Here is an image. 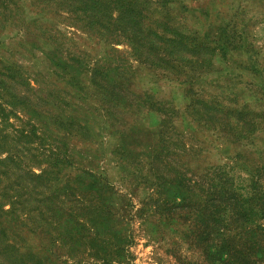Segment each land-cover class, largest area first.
Segmentation results:
<instances>
[{
    "label": "trees",
    "instance_id": "trees-1",
    "mask_svg": "<svg viewBox=\"0 0 264 264\" xmlns=\"http://www.w3.org/2000/svg\"><path fill=\"white\" fill-rule=\"evenodd\" d=\"M167 2L0 0L1 23L52 47L43 95L36 90L38 75L0 56V264H130L133 221L147 240L173 253L177 239L207 264H264V164L239 159L244 178L218 165L188 169L187 159L198 149L186 146L170 124L180 114L197 135L221 137L230 130L229 143H238L246 129L263 124L246 105L226 107L220 94L185 90L189 103L180 111L163 110L142 93L137 99L162 119L156 127L120 132L112 150L117 186L99 162L69 145L71 138L95 139L90 124L72 114L82 101L95 104L91 111L111 127L113 109L122 112L127 101L142 106L121 85L124 72H132L128 58L168 78L184 75L188 62L204 69L214 51L224 57L235 47L228 26L218 27V34L175 28ZM62 14L70 23L64 25L85 34L100 55L66 48ZM117 44L129 48L124 58L116 55ZM30 238L37 244L28 246Z\"/></svg>",
    "mask_w": 264,
    "mask_h": 264
},
{
    "label": "rangeland",
    "instance_id": "rangeland-1",
    "mask_svg": "<svg viewBox=\"0 0 264 264\" xmlns=\"http://www.w3.org/2000/svg\"><path fill=\"white\" fill-rule=\"evenodd\" d=\"M263 2L264 0H168L165 8L172 14L168 18L172 26L182 30L194 29L198 32L207 30L210 34H215V30L218 34V27L228 26V33L233 35L235 47H230L229 53L224 57L220 56L218 50L214 51L209 57V66L204 69H192L189 67L191 62H188L182 71L185 72L184 75L166 74L168 78L163 77L161 70L146 64L138 65L128 58L132 72H124L126 79L121 83L123 87L133 92V95L128 97L139 102L137 98L141 97L142 93H147L159 103L158 108L164 110L169 107L180 111L190 100V93L185 90H191L194 94L214 96L220 94L221 104L232 108L240 104L246 105L249 110L261 117L260 121L264 124ZM153 5L158 10L161 8L158 4ZM66 16L65 14L61 16L63 25L70 24ZM0 26H3L0 27V56L19 65L21 72L38 75V80L41 82L36 90L43 95V84L52 73L47 58L52 49L51 44L23 32H16V28L7 22L0 21ZM60 28L64 29L65 38L68 39L64 40L66 48L72 50L75 46L90 55L96 50L98 55L102 53V49H98L99 46L89 41L85 34L79 31L74 32V27L64 25ZM113 47L119 52L116 55L121 58L129 52V48L124 44ZM30 85L32 86V82ZM103 87L109 90L108 85ZM142 99L141 107L127 101L121 106L122 112L117 108L113 109L110 116L112 127L95 115V111H91L96 105H90L89 101H82L83 103L77 105L72 111L74 117L90 124L95 139L71 138L69 145L75 152L83 153L89 160L99 162L114 186H117L115 174L117 160L112 150L121 141L120 132L132 125L156 127L162 119V115L155 110L156 108L150 107V103H143ZM16 115L26 120L23 114ZM255 120L257 123V119ZM10 121L16 123L12 118ZM120 123L124 126L119 127L117 124ZM170 124L179 136L185 138L186 146L198 149L193 155L195 157L187 159L188 169L197 170L218 165L231 170L234 176L244 178L246 169L239 163V159L253 166L264 164L263 124L255 130L246 129L243 133L244 137L239 138L242 140L238 143H229L232 140L230 130L223 132L221 137H217L210 131L197 135L193 131V125L180 114L174 116ZM194 136L195 138L197 136V141L194 140ZM0 156L3 157L4 153H0ZM261 182L264 188V181ZM137 224L133 221L134 242L129 248L132 255L130 264H207L196 248L188 247L177 239H175L177 245L173 249L174 253L167 251L160 241L147 240L142 231L138 230ZM36 244L37 239H29L28 246Z\"/></svg>",
    "mask_w": 264,
    "mask_h": 264
}]
</instances>
